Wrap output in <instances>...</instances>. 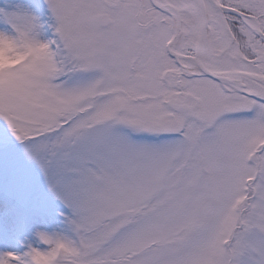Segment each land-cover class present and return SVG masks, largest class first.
<instances>
[{
	"label": "snow or ice",
	"instance_id": "obj_1",
	"mask_svg": "<svg viewBox=\"0 0 264 264\" xmlns=\"http://www.w3.org/2000/svg\"><path fill=\"white\" fill-rule=\"evenodd\" d=\"M0 264H264V0H0Z\"/></svg>",
	"mask_w": 264,
	"mask_h": 264
}]
</instances>
